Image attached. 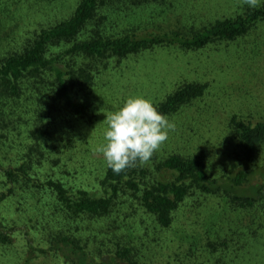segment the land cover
Wrapping results in <instances>:
<instances>
[{
  "label": "trees",
  "instance_id": "1",
  "mask_svg": "<svg viewBox=\"0 0 264 264\" xmlns=\"http://www.w3.org/2000/svg\"><path fill=\"white\" fill-rule=\"evenodd\" d=\"M171 1L78 0L67 18L41 27L20 48L0 59V151L7 132L16 129L22 139L17 162L6 157L12 165L0 163L6 189L0 203L16 199L19 192L27 193L28 197L15 203L25 213L26 206L39 204L35 198L44 194L43 188L51 191L56 207L46 210L50 214L36 210L37 219L30 220L33 233L27 232L29 242L32 239L49 245L48 255L62 256L70 264H145L141 248L127 241L115 225L122 210L141 211L168 231L176 222V214L196 198L219 199L225 207L222 211L237 213L238 218L246 215L251 225L245 231L254 239L264 230V117L253 122L232 115L225 142L234 150L232 161L223 166L213 164L206 148L169 152L161 145L146 163L137 162L119 174L107 167L100 195L84 189L69 190L53 179L41 183L38 177L36 168L47 159L55 120L59 116L81 122L90 119L93 90L102 74L147 51L176 48L191 53L230 45L250 36L264 22L263 3L189 32L154 34L136 29L114 33L109 28L126 8L171 5ZM209 87L207 82H183L154 106L171 120L202 100ZM48 215L52 221L41 228ZM214 217L218 220L222 216ZM107 219H113L108 229L95 227ZM227 232L223 241L208 240V236L206 246L225 253L217 245L230 248L237 235L231 228ZM12 233L11 227L0 222L1 244H12ZM106 254L110 260L103 263L100 258Z\"/></svg>",
  "mask_w": 264,
  "mask_h": 264
},
{
  "label": "rangeland",
  "instance_id": "2",
  "mask_svg": "<svg viewBox=\"0 0 264 264\" xmlns=\"http://www.w3.org/2000/svg\"><path fill=\"white\" fill-rule=\"evenodd\" d=\"M77 2L0 0V59L20 48L41 27L67 18ZM263 3L264 0H255L254 5L248 0H172L171 5L126 8L121 17L112 20L109 28L114 33L136 29L154 34L173 30L189 32ZM186 81L207 82L210 87L202 100L170 120L175 128L162 145L169 152L206 148L213 164L223 166L232 161L234 150V146L225 142L232 115L238 114L253 122L264 117V22L250 36L230 45L191 53L176 48L147 51L102 74L93 90L90 119L81 122L59 116L55 120L47 159L36 168L41 183L53 179L69 190L84 189L100 195L107 165L95 148L104 142L106 110H118L129 96H143L156 104ZM7 133L0 163L11 166L10 161L16 163L18 154L22 153V139L16 129ZM2 170L0 195L6 190ZM43 192L35 198L39 204L26 206L25 213L15 203L23 201L27 193L19 192L21 197L17 195L16 199L0 203V222L13 230L12 244L0 243V264H70L62 256L48 255L49 245L38 240L28 241L27 232L33 233L31 222L38 216L36 210L50 214L46 210L54 209L57 204L51 191L43 188ZM223 208V203L215 198L189 200L176 214L173 227L165 231L141 211L134 213L127 207L115 225L128 237L127 241L141 248L145 264H264V230L254 239L246 233L250 219L246 215L238 218L237 213L224 212ZM217 214L222 216L218 220L214 217ZM26 217L31 218L27 221ZM112 220L95 227L104 231ZM51 221L52 215H48L47 222L39 226L46 227ZM230 228L237 234L233 236V245L230 248L217 245L225 253H216L214 247L206 246L208 236V240L223 241ZM100 260L106 263L110 257L106 254Z\"/></svg>",
  "mask_w": 264,
  "mask_h": 264
},
{
  "label": "clouds",
  "instance_id": "3",
  "mask_svg": "<svg viewBox=\"0 0 264 264\" xmlns=\"http://www.w3.org/2000/svg\"><path fill=\"white\" fill-rule=\"evenodd\" d=\"M248 2L255 4V0ZM105 115L104 142L95 151L117 174L137 162L149 161L175 128L174 123L143 96H129L118 110L107 109Z\"/></svg>",
  "mask_w": 264,
  "mask_h": 264
}]
</instances>
